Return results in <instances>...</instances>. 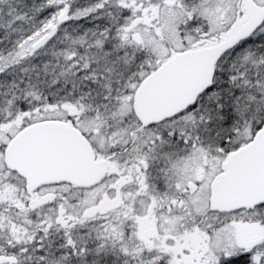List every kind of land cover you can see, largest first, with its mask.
<instances>
[{
	"label": "snow or ice",
	"instance_id": "obj_1",
	"mask_svg": "<svg viewBox=\"0 0 264 264\" xmlns=\"http://www.w3.org/2000/svg\"><path fill=\"white\" fill-rule=\"evenodd\" d=\"M0 264H264V0H0Z\"/></svg>",
	"mask_w": 264,
	"mask_h": 264
}]
</instances>
